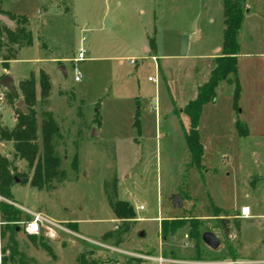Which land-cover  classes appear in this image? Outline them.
I'll list each match as a JSON object with an SVG mask.
<instances>
[{
	"label": "rangeland",
	"instance_id": "obj_1",
	"mask_svg": "<svg viewBox=\"0 0 264 264\" xmlns=\"http://www.w3.org/2000/svg\"><path fill=\"white\" fill-rule=\"evenodd\" d=\"M224 1L3 0L9 17H26L32 42L19 46L4 40L0 49V80L11 74L17 92L14 98L0 86L1 121L8 128L14 125L16 103L22 101L19 83L32 75L39 154L41 113L46 112L58 128L54 152L64 173L61 182L37 190L29 185L32 172L16 161L28 182L15 177L12 200L74 224L76 234L44 241V246L38 240L34 247L19 231L20 250L28 257L38 264H78L81 252L95 250L117 264H135L140 261L135 256L145 254L181 264H224L232 261L230 244L239 261L264 264V0H240L244 19L237 72L202 108L200 170L187 169L188 122L175 113L195 97L221 56ZM80 47L85 59L74 63ZM40 73L50 83L45 102ZM12 152L11 142L0 144V155L11 160ZM114 180L117 198L132 205L136 218L119 237L104 241L105 233L118 235L122 229L105 195V183L110 187ZM182 193L187 199L174 208L171 197ZM212 206L231 215L225 225L231 234L224 236L221 224L211 218L200 219L202 233L216 224L219 239L214 249L201 241L202 261L193 260L187 226L166 241L160 238L158 218L208 217ZM244 206L251 211L245 219L237 213ZM0 243L3 247L6 240Z\"/></svg>",
	"mask_w": 264,
	"mask_h": 264
},
{
	"label": "trees",
	"instance_id": "obj_2",
	"mask_svg": "<svg viewBox=\"0 0 264 264\" xmlns=\"http://www.w3.org/2000/svg\"><path fill=\"white\" fill-rule=\"evenodd\" d=\"M224 31L222 39L221 56L215 60V63L207 75L205 82L200 84L196 89V95L181 109V113L186 117L188 129L184 131V139L189 154V163L187 169L202 168L203 147L200 141L198 131L199 119L204 105L214 101L216 98L217 86L226 81L229 76L236 75L237 72V55L240 45L238 43V35L243 23L244 14L241 9L240 0H225L223 8ZM9 17V16H8ZM15 24V30L10 31L5 26L0 27V49L5 44L4 40L19 46L30 45L32 42L31 34L27 30L28 20L25 16L18 18L9 17ZM41 101L45 102L50 95V83L48 78L40 73L39 78ZM19 89L24 102L27 113H23L20 109H16L15 123L8 128L0 118V144L12 143V159L4 155H0V196L6 201L0 203V218L3 224L0 227V238L6 240L5 246L2 247V255L8 253V256H2V264H38L33 258L26 255L20 250L18 241L17 226L14 224L23 218L21 212L17 210L8 201L12 200V187L15 183V177H19L22 183L28 182L27 173H20L15 165L19 161L24 163L27 171L32 172L29 185L37 190L48 187L52 181L61 182L64 179V173L59 171V158L54 152V140L59 138L58 128L49 113H41L42 119L40 124L41 134V153L37 143V122L35 118V80L30 75L19 83ZM239 96V85L236 81L234 88V100ZM179 116V111H175ZM137 121V117H136ZM135 121V122H136ZM83 126V124L79 127ZM246 130L240 127V134H244ZM74 161V165H75ZM105 195L114 217L122 223V229L119 234L107 232L102 236L106 241L109 238L119 237L128 226V223L135 220V211L132 205L124 200H120L116 196L115 180L112 185L105 183ZM183 199H187V194H181ZM227 216V213L221 209L212 206L211 217L220 223L221 217ZM187 226V240L193 243L194 257L193 260L202 261L201 248V227L202 222L194 216H176L161 220L159 224V236L163 241L173 236L179 229ZM237 222V234H239ZM70 229H74V224L68 223ZM224 235V234H223ZM225 236V235H224ZM31 240V244L35 247L39 240L40 245L44 246V240L41 237L27 236ZM116 243H119L116 240ZM228 254L232 261H239L240 255L236 253V249L232 245L227 246ZM78 264H117L108 257L102 258L98 256L95 250L83 251L78 256ZM131 261V260H130ZM139 261L135 260L134 263Z\"/></svg>",
	"mask_w": 264,
	"mask_h": 264
},
{
	"label": "built area",
	"instance_id": "obj_3",
	"mask_svg": "<svg viewBox=\"0 0 264 264\" xmlns=\"http://www.w3.org/2000/svg\"><path fill=\"white\" fill-rule=\"evenodd\" d=\"M83 43V40L82 42ZM85 59V51L82 47L78 49V54L75 59H73L74 63L81 62ZM74 81L78 82L80 80V74L76 73L74 75ZM2 201H6L4 198L0 196V203ZM9 204L13 205L17 210H19L23 216L22 219L15 222L14 224L17 226L19 231H22L27 236H35L41 237L46 241H57L61 239L62 236H76L73 230H71L68 226V223L56 221L43 213L32 211L17 204L8 201ZM140 210L143 209L142 206L139 207ZM241 215L244 218H248V209L243 208L241 210ZM2 223L0 222V227ZM187 239V236H185ZM101 246L100 244H97ZM187 245V244H185ZM2 245L0 243V263L2 260ZM140 261L136 264H181L179 260L173 259L171 257H164L161 254L159 255H138L135 256ZM224 264H258V262H250V261H228Z\"/></svg>",
	"mask_w": 264,
	"mask_h": 264
},
{
	"label": "water",
	"instance_id": "obj_4",
	"mask_svg": "<svg viewBox=\"0 0 264 264\" xmlns=\"http://www.w3.org/2000/svg\"><path fill=\"white\" fill-rule=\"evenodd\" d=\"M1 1V0H0ZM232 1V0H229ZM0 24L6 26L10 31L15 30V24L10 20L9 17L6 15L0 14ZM62 75L65 76V70L63 68H60ZM0 86L6 89L14 98L17 97V92L14 88V79L11 74H6L5 76L2 77L0 80ZM16 107L20 109L23 113H27V110L25 108L24 102L23 101H18L16 103ZM183 199L181 195H173L171 197V203L174 208L178 207L181 208L183 206L182 203ZM227 220L222 218L220 219V224L224 228V234L227 235L228 232L225 229V225L227 224ZM18 231V229H17ZM144 234L140 233V236L142 237ZM201 241L204 245H206L210 249H214L219 245V240L218 238L211 232H204L201 235Z\"/></svg>",
	"mask_w": 264,
	"mask_h": 264
},
{
	"label": "crops",
	"instance_id": "obj_5",
	"mask_svg": "<svg viewBox=\"0 0 264 264\" xmlns=\"http://www.w3.org/2000/svg\"><path fill=\"white\" fill-rule=\"evenodd\" d=\"M209 56V55H208ZM208 56H207V58H206V60L208 59ZM205 65H207V63L205 64ZM210 66V65H209ZM206 67V66H205ZM66 73V72H65ZM66 76V75H65ZM205 79H206V76H205ZM204 79V80H205ZM218 87V86H217ZM216 90H217V88H216ZM189 101V100H188ZM187 102H185L182 106H181V108L179 109V114H182L181 113V109L183 108V106L186 104ZM136 117H137V121H136ZM136 121V122H135ZM135 121H134V123H136L135 124V127H136V129H138L139 130V132H140V121H139V113H136V115H135ZM243 208H247L248 209V217L251 215V211H250V209L247 207V206H244V207H242L241 209H240V211L239 212H237V213H240V215H241V210L243 209ZM171 218H173V217H171ZM196 218H198V217H196ZM206 218H211L212 220H214L215 222H216V220L213 218V217H211V216H208V217H199L198 219H206ZM221 218H226V220L228 221L227 223H229V220H230V218H231V215L230 214H227V216H224V217H221ZM240 218H244L242 215H241V217ZM245 219V218H244ZM158 220L159 221H161L159 218H158ZM215 225L216 224H214L213 226H211L207 231L208 232H211V233H213L217 238H218V236H217V233H216V230H217V228H215ZM222 227V226H221ZM223 228V227H222ZM222 232H223V234H224V228L222 229ZM227 232H228V234H231V231H229V230H227ZM227 234V235H228ZM225 235V234H224ZM219 240V239H218Z\"/></svg>",
	"mask_w": 264,
	"mask_h": 264
},
{
	"label": "flooded vegetation",
	"instance_id": "obj_6",
	"mask_svg": "<svg viewBox=\"0 0 264 264\" xmlns=\"http://www.w3.org/2000/svg\"><path fill=\"white\" fill-rule=\"evenodd\" d=\"M1 3H3V0L0 1V14L6 15L8 17V4L5 8L1 6ZM2 25V24H1ZM4 26V25H3ZM6 27V26H5ZM7 28V27H6ZM8 29V28H7Z\"/></svg>",
	"mask_w": 264,
	"mask_h": 264
}]
</instances>
